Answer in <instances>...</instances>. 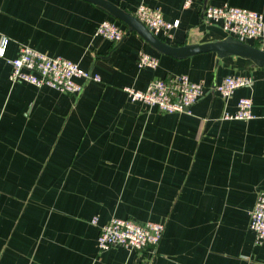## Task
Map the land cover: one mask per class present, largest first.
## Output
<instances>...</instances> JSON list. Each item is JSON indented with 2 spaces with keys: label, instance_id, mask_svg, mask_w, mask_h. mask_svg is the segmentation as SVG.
Segmentation results:
<instances>
[{
  "label": "crops",
  "instance_id": "1",
  "mask_svg": "<svg viewBox=\"0 0 264 264\" xmlns=\"http://www.w3.org/2000/svg\"><path fill=\"white\" fill-rule=\"evenodd\" d=\"M108 1L134 15L146 3L179 20L173 36L153 32L175 47L229 36L206 21V5L264 17V0ZM106 19L123 28L121 41L96 33ZM3 37L0 264H264V241L250 227L264 192V66L213 50L164 52L90 0H0V44ZM247 42L264 47V28ZM23 43L100 80L78 77L80 93L13 83L8 59ZM142 50L159 65L139 67ZM175 74L205 83L188 112H161L126 91ZM228 75L254 82L223 98L214 88ZM242 96L252 98L253 117L223 118ZM113 216L162 221L165 230L154 246L100 250V225Z\"/></svg>",
  "mask_w": 264,
  "mask_h": 264
},
{
  "label": "built area",
  "instance_id": "2",
  "mask_svg": "<svg viewBox=\"0 0 264 264\" xmlns=\"http://www.w3.org/2000/svg\"><path fill=\"white\" fill-rule=\"evenodd\" d=\"M191 0L185 1L189 6ZM135 15L154 33L162 32L173 36V30L178 27L179 20L170 22L164 19L162 9L146 3L140 4ZM204 17L208 22H216L224 31L242 41L258 37L264 28L263 13L245 7L226 3L222 6L206 5ZM96 33L113 42H119L124 36V30L110 20H103ZM8 38L3 37L0 44V57H4ZM11 66L10 80L13 83L24 82L37 86L48 85L68 93H80L83 84L78 77L100 80L99 75L84 71L75 62L62 56H53L33 48L28 44H20L17 55L8 59ZM139 67L155 68L159 59L146 51L138 54ZM254 78L251 75H228L215 85V90L223 98L230 97L237 88L251 85ZM205 83L194 81L187 74H175L168 78H154L145 90L126 87L132 99L139 100L157 107L161 112H188L204 93ZM253 101L251 97L242 96L238 99L235 112H225V119H250L253 117ZM92 223H98V217L92 218ZM250 227L256 234L258 243L264 241V192L257 195L254 207L250 211ZM165 223L162 221L139 222L129 218L113 216L100 225L98 248L108 249L120 245L129 250H139L146 246L158 244L163 236Z\"/></svg>",
  "mask_w": 264,
  "mask_h": 264
},
{
  "label": "water",
  "instance_id": "3",
  "mask_svg": "<svg viewBox=\"0 0 264 264\" xmlns=\"http://www.w3.org/2000/svg\"><path fill=\"white\" fill-rule=\"evenodd\" d=\"M105 7L110 13L125 21L131 30L139 32L150 43L156 45L160 50L175 55L193 54L196 52L213 50L220 56L229 54L246 56L254 60L258 65L264 66V47L252 45L247 41H242L234 36H227L222 40L207 42L203 44H186L183 46H172L154 34L136 15L118 7V5L108 0H90Z\"/></svg>",
  "mask_w": 264,
  "mask_h": 264
}]
</instances>
